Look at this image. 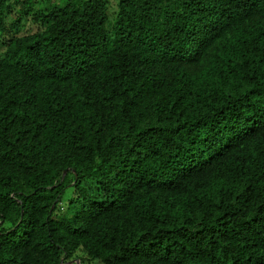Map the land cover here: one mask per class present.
<instances>
[{"label": "trees", "instance_id": "16d2710c", "mask_svg": "<svg viewBox=\"0 0 264 264\" xmlns=\"http://www.w3.org/2000/svg\"><path fill=\"white\" fill-rule=\"evenodd\" d=\"M0 42V264H264V0H0Z\"/></svg>", "mask_w": 264, "mask_h": 264}, {"label": "rangeland", "instance_id": "374dc122", "mask_svg": "<svg viewBox=\"0 0 264 264\" xmlns=\"http://www.w3.org/2000/svg\"><path fill=\"white\" fill-rule=\"evenodd\" d=\"M7 20H9V18H7ZM69 195H70V189L66 190L63 200H67ZM84 259H85L84 255L82 253H78L67 264H98V262L96 261L86 262L84 261Z\"/></svg>", "mask_w": 264, "mask_h": 264}, {"label": "water", "instance_id": "95a60500", "mask_svg": "<svg viewBox=\"0 0 264 264\" xmlns=\"http://www.w3.org/2000/svg\"><path fill=\"white\" fill-rule=\"evenodd\" d=\"M65 174V173H64Z\"/></svg>", "mask_w": 264, "mask_h": 264}]
</instances>
